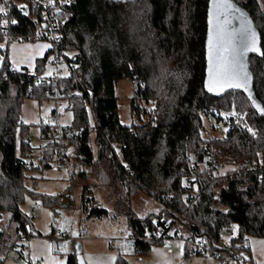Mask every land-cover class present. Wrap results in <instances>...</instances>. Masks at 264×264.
<instances>
[{
	"label": "trees",
	"instance_id": "trees-1",
	"mask_svg": "<svg viewBox=\"0 0 264 264\" xmlns=\"http://www.w3.org/2000/svg\"><path fill=\"white\" fill-rule=\"evenodd\" d=\"M30 1L0 0V40L48 39V54L62 58L69 74L53 81L40 76V66L33 73L17 69L8 49H0V224L6 230L0 234V255L18 246L14 234H34L31 216L21 209L26 200L55 210L73 188L48 196L26 184L27 171L39 168L28 158L29 127L20 116L30 97L64 99L74 116L72 127L42 124V167L50 166L67 140L73 157L96 166L100 183L123 189L128 204L140 193L159 201L156 213L127 212L140 254L164 242L158 239L161 230H173L171 238L200 239L211 249L250 259V239H264V116L240 91L214 97L205 90L209 0H53L58 17L51 26L58 39ZM231 1L249 15L264 52V0ZM249 61L264 106V55ZM125 78L139 81L131 111L140 122L131 126L118 114L116 86ZM235 116L243 128L225 125ZM211 120L223 124L225 136L212 134L216 126L206 125ZM221 160L233 169L224 173L226 166H216ZM86 173L77 176L83 181ZM90 186L84 187L82 209L102 218L109 212L96 206ZM217 203L224 210L216 209ZM67 264H78L75 254L67 255Z\"/></svg>",
	"mask_w": 264,
	"mask_h": 264
},
{
	"label": "rangeland",
	"instance_id": "rangeland-1",
	"mask_svg": "<svg viewBox=\"0 0 264 264\" xmlns=\"http://www.w3.org/2000/svg\"><path fill=\"white\" fill-rule=\"evenodd\" d=\"M51 48L52 43L48 39H37L35 41L13 39L9 41L8 38H4L0 40V49H8V60L13 67L17 69L27 68L33 73L40 66V76L43 78L67 76L69 74L67 63L62 58L58 60L56 53L48 54ZM68 54L71 55L72 53ZM136 89V84L126 78L120 80L116 86L118 114L120 122L124 126H131L140 122L137 117L132 115L131 111V99L135 95ZM20 116L22 122L29 127L28 133L25 135V139L29 140L32 147L28 158L39 167L27 171L26 184L28 188L33 193L48 196L65 195V189L71 187H73V192L63 196L62 205L55 210L45 207L39 201L26 200L21 209L26 213H29V209L32 207L35 209L32 214V227L29 230V232L34 233V236L29 237L26 245H19L2 253L0 255L3 257L2 264H29L26 259L27 256H31L43 264H67V254L73 249V245L71 246L70 243L64 241L62 248L57 250L52 237L49 236L52 226H56L61 230L72 228L73 233L78 236L80 227L83 225L88 229L91 238H100L106 245H109V238L116 237H120L122 241L129 243L127 212L132 210L139 216H144L149 212L160 210L159 201L143 193L132 197L128 204L123 189L114 191L111 186L100 183L99 169L95 166L87 170V182L91 183L90 188H92L96 206L107 209L109 213L101 219L87 220L86 214L83 213L80 207L84 181L75 179L77 181L75 186L72 184L73 174L80 162L73 157V147L68 144L67 140L63 141L66 145L65 153L69 159L67 165L61 166L58 157H54L50 161V166H41V151L46 144V141L41 138L42 124L57 129L73 126L74 116L67 101L54 98L26 97L21 104ZM206 125L207 127L216 126L212 130L215 137H223L227 133V129L223 124H217L215 120L207 121ZM94 138L95 135L92 133L91 143L95 148ZM228 169H233L231 162L224 168V173ZM32 182H36L35 187ZM214 207L224 210V207L218 203ZM180 234L187 237V232L184 229L180 228ZM231 236H225L226 242L230 241ZM120 241L110 240L118 246ZM78 242L81 246L84 244L82 240ZM184 246L185 239H167L162 245L153 249L152 255L149 256V262L151 264H174L173 256L178 253L181 254L179 263L189 264L191 261L184 260ZM250 246L253 252L252 260L255 258L258 264H264V239L251 238ZM20 251L25 256L24 258L20 257ZM196 259H199L201 263L203 262L202 264H220L219 257L215 256L201 255L196 256ZM247 261H251V259L247 258Z\"/></svg>",
	"mask_w": 264,
	"mask_h": 264
},
{
	"label": "snow or ice",
	"instance_id": "snow-or-ice-1",
	"mask_svg": "<svg viewBox=\"0 0 264 264\" xmlns=\"http://www.w3.org/2000/svg\"><path fill=\"white\" fill-rule=\"evenodd\" d=\"M213 7L215 9L214 22L210 21L213 23V27L209 35L208 48V90L222 91L225 88H243L245 91H249L250 77L245 71V57L249 52L264 55V52H260L257 46V34L248 19L244 17L243 12L234 4L227 0L217 4L213 0ZM3 11L4 9L0 8V13ZM236 13H239L236 18L240 19L241 27L238 31H230V16ZM249 99L255 103L250 92ZM256 108L261 115H264V107L256 105Z\"/></svg>",
	"mask_w": 264,
	"mask_h": 264
},
{
	"label": "built area",
	"instance_id": "built-area-1",
	"mask_svg": "<svg viewBox=\"0 0 264 264\" xmlns=\"http://www.w3.org/2000/svg\"><path fill=\"white\" fill-rule=\"evenodd\" d=\"M7 3H12L14 0H5ZM64 1V0H62ZM33 5L34 11L36 13H43L45 14V16L47 17V19H49V30L48 33L51 34L53 36L54 39H58V36L54 35L53 33V29L52 26L55 22V20L58 17V11L53 7V0H31L30 1ZM53 81L57 78L56 76L50 77ZM139 81L135 80V84H138ZM59 116V115H58ZM226 126H230V127H237V128H243V123L242 121L238 118V117H233L229 123L225 124ZM68 132L70 134H74L75 130L74 129H69ZM57 157L60 159V164L61 165H67L68 162V156L65 153V146L62 145V147L57 151ZM228 164L227 160H221L216 162V166L217 167H225ZM88 170V165L84 162H80L79 166H78V172H86ZM32 185L35 187L36 186V182H32ZM34 208L30 209V212H33ZM2 219V217L0 216V220ZM6 231L4 229L3 226H1L0 224V234L2 232ZM173 233L172 231H166V230H161L160 231V235L158 236L159 240H167V239H173L171 238ZM79 235L82 237H87L89 235L88 229L85 226H82L79 230ZM33 236V234H29V235H21V234H14V238L16 240L17 245L19 246H24L26 245V243L29 240V237ZM56 247L59 248L60 246V241L63 238H69L70 240H74L73 235L71 234H67V232L65 230H61L58 229L55 232V235L52 237ZM132 238H134L132 236ZM175 238H179V236H175ZM185 243L187 244V246H189V250H188V255L194 256V255H210V256H215V257H219L220 259V264H239V263H245V264H252L250 261H247V259L242 256L239 252L234 251V250H230L228 252H221L219 250H214L211 249L210 247H208L202 240L200 239H185ZM16 246V247H18ZM15 247V248H16ZM229 248V247H227ZM20 257L24 258L25 256L23 255V253L20 251L19 252ZM3 257L0 256V261L2 260ZM28 263L30 264H43L41 261L36 260L34 258H32L31 256H27L26 257Z\"/></svg>",
	"mask_w": 264,
	"mask_h": 264
},
{
	"label": "crops",
	"instance_id": "crops-1",
	"mask_svg": "<svg viewBox=\"0 0 264 264\" xmlns=\"http://www.w3.org/2000/svg\"><path fill=\"white\" fill-rule=\"evenodd\" d=\"M59 164H60V162H59ZM88 169H89V167H88ZM77 171H78V167H77V169L75 170V172L73 174V179H72L73 180V183L72 184L74 186H75V184L77 182L76 180H79V177L77 176L78 175L77 174ZM83 181H84V186L82 188V195L84 193V187H85V185H90L91 184V183L87 182L88 181L87 179H85ZM90 190L92 191V188H90ZM66 191H67V189H65V192ZM72 192H73V188H72L71 193ZM82 195H81V200H80V203H81V206L80 207H81V209H82ZM90 195H93V193L90 194ZM32 208H34V207H32ZM30 209H29V213L28 214L31 216V218H33V215L32 214L35 211V209L33 210V212H30ZM82 211H83V213L86 214V219L87 220H90V219H101V218H98V217L97 218L96 217H88V214L86 212H84L83 209H82ZM153 213H156V212H153ZM146 215H144V216H146ZM144 216H140V217H144ZM127 227H128V230H129L128 222H127ZM58 229L59 228H56V226H52V230H51L49 236L50 237H53L55 235L56 230H58ZM63 230H65L67 232V234L73 235L74 240H70L69 238H63V239H61L60 246H59V248H57V250L61 249L62 248V245H63V242L66 241V242L70 243L71 246L73 245V249L67 255L73 253V254H75L77 256V252H76V245L77 244L75 242L79 243L78 241H81L82 240V241H84V244L81 246L82 247V252L81 253H82V256H83L84 261H85L86 264H119L120 263V260L121 261H124L125 264H151L149 262V256L152 255L153 249L156 246H160V245H162L164 243L163 242L162 244L154 245L152 247V249H151V252L149 254L142 255V254L139 253V250H138V248L135 245V239L132 238L130 230H129V240H130L129 243L124 242V240L122 241V239L120 237L109 238L110 240H113V239H116L118 241L121 240L119 242V246L113 244V242H110V240H109V245H106L102 241V239H100V238H98V239L97 238H91L90 237V234L87 237H82L78 233V236H76L73 233L72 228H70V229L66 228V229H63ZM33 236H34V234H33ZM179 239H181V238H179ZM52 241H53V243H55L54 240H53V238H52ZM227 244H229V242H227ZM188 250H189V246H187V244L185 243V246H184V260L185 261H191V263H189V264H202L203 263V262L201 263L199 261V259H196V256H201L200 254L194 255V256H191L190 257L188 255ZM250 255H251L250 256V259L252 260L253 252L251 250V246H250ZM202 256H208V255H202ZM173 258H174V260H173V263L174 264H181V263H179L181 261V254H178V253L177 254H174ZM245 258L247 259L246 256H245ZM2 262L3 261H1L0 264H2ZM252 262L254 264H258V262H257V260L255 258H253Z\"/></svg>",
	"mask_w": 264,
	"mask_h": 264
},
{
	"label": "water",
	"instance_id": "water-1",
	"mask_svg": "<svg viewBox=\"0 0 264 264\" xmlns=\"http://www.w3.org/2000/svg\"><path fill=\"white\" fill-rule=\"evenodd\" d=\"M215 2L217 4H221V3L224 2V0H215ZM227 2L234 4V6L239 8L243 12L244 17H246L248 19V21L251 23L253 30L257 34V41H258L257 46L260 49V52H262L260 34H259L258 30L256 29V27L254 26L253 22L251 21V19H250L249 15L247 14V12L243 8L238 6L236 3L232 2L231 0H227ZM214 12H215V9L213 7V0H209L208 10H207V35H206V41H205V58H206L205 80H204L205 90H206V92L208 94H210L211 96H214V97H222V96H224L225 94H227L230 91H240V92L244 93L248 97V99H249V92H250L251 95L254 98L255 103L253 102V100L249 99V101L251 102V104H252L253 108L256 110V112L261 117H263L264 115H261L260 112L257 111V108H256V105H259L261 107H264V106H263V104L259 101V99L256 96V93H255V90H254V87H253L254 79H253V74L251 72L250 61H249L251 55H259V56H261V54H259L257 52H249L246 55V57H245V63H246L245 71L249 74V77H250L249 91H245L243 88H225L222 91H209L208 90L207 84H208V72H209V60H208L209 35H210L211 29L213 27V23H210V21L214 22V15H213ZM26 13L28 14L27 11H26ZM238 16H239V13H236V14H233V15L230 16V20H231V23L229 25V30L230 31L231 30L238 31L240 29L241 21H240V19L236 18ZM76 252H77L76 258H77L78 264H86L85 261H84V258L82 256V253H81L82 252V247H81L80 243H78L76 245Z\"/></svg>",
	"mask_w": 264,
	"mask_h": 264
}]
</instances>
